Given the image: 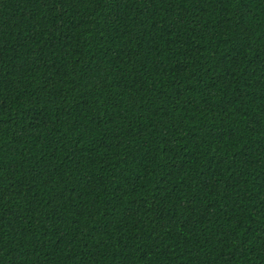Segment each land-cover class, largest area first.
<instances>
[{"label":"trees","instance_id":"1","mask_svg":"<svg viewBox=\"0 0 264 264\" xmlns=\"http://www.w3.org/2000/svg\"><path fill=\"white\" fill-rule=\"evenodd\" d=\"M0 264H264V0H0Z\"/></svg>","mask_w":264,"mask_h":264}]
</instances>
